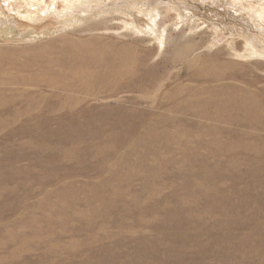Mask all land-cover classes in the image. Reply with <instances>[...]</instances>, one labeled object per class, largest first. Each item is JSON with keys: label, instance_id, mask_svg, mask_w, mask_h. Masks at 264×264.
<instances>
[{"label": "rangeland", "instance_id": "obj_1", "mask_svg": "<svg viewBox=\"0 0 264 264\" xmlns=\"http://www.w3.org/2000/svg\"><path fill=\"white\" fill-rule=\"evenodd\" d=\"M0 264H264V0H0Z\"/></svg>", "mask_w": 264, "mask_h": 264}, {"label": "bare ground", "instance_id": "obj_2", "mask_svg": "<svg viewBox=\"0 0 264 264\" xmlns=\"http://www.w3.org/2000/svg\"><path fill=\"white\" fill-rule=\"evenodd\" d=\"M133 57V55L126 54L121 49L116 52H104L99 59V63L95 65L99 69L94 68L90 72L86 71L91 77L103 73L105 79L118 81V79L131 75L133 67L128 63L133 62V60H130Z\"/></svg>", "mask_w": 264, "mask_h": 264}]
</instances>
